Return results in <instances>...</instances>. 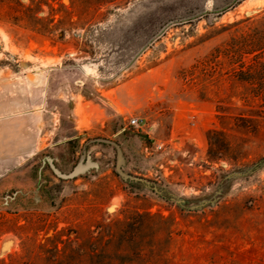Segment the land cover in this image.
Returning a JSON list of instances; mask_svg holds the SVG:
<instances>
[{
    "label": "rangeland",
    "instance_id": "obj_1",
    "mask_svg": "<svg viewBox=\"0 0 264 264\" xmlns=\"http://www.w3.org/2000/svg\"><path fill=\"white\" fill-rule=\"evenodd\" d=\"M0 264H264V0H0Z\"/></svg>",
    "mask_w": 264,
    "mask_h": 264
},
{
    "label": "water",
    "instance_id": "obj_2",
    "mask_svg": "<svg viewBox=\"0 0 264 264\" xmlns=\"http://www.w3.org/2000/svg\"><path fill=\"white\" fill-rule=\"evenodd\" d=\"M117 153H118V165H117V170L119 172V174L121 175V177L123 179H125L128 183H135L137 181H140V179H138L137 177H134V176H131V175H128V174H125L123 173L121 170H120V167L119 165L121 164V161H122V157H121V151L119 149V147L117 146ZM84 167H82L81 165H77L74 170L69 174V175H74L80 171L83 170Z\"/></svg>",
    "mask_w": 264,
    "mask_h": 264
},
{
    "label": "built area",
    "instance_id": "obj_3",
    "mask_svg": "<svg viewBox=\"0 0 264 264\" xmlns=\"http://www.w3.org/2000/svg\"><path fill=\"white\" fill-rule=\"evenodd\" d=\"M131 123H132L133 125L137 126V127H140V121H139L138 118H134V119H132V120H131ZM157 148H161V145L158 144V145H157ZM145 149L147 150V149H148V146H146Z\"/></svg>",
    "mask_w": 264,
    "mask_h": 264
}]
</instances>
